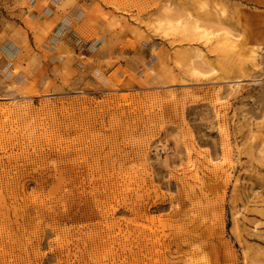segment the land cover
Wrapping results in <instances>:
<instances>
[{"label": "rangeland", "instance_id": "obj_1", "mask_svg": "<svg viewBox=\"0 0 264 264\" xmlns=\"http://www.w3.org/2000/svg\"><path fill=\"white\" fill-rule=\"evenodd\" d=\"M0 264H264V0H0Z\"/></svg>", "mask_w": 264, "mask_h": 264}]
</instances>
